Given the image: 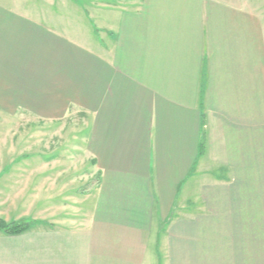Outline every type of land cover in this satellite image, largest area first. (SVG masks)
Wrapping results in <instances>:
<instances>
[{
    "label": "crops",
    "instance_id": "1",
    "mask_svg": "<svg viewBox=\"0 0 264 264\" xmlns=\"http://www.w3.org/2000/svg\"><path fill=\"white\" fill-rule=\"evenodd\" d=\"M259 1L0 0V115L81 123L99 176L79 194L78 156L0 162V219L34 222L0 264H252Z\"/></svg>",
    "mask_w": 264,
    "mask_h": 264
},
{
    "label": "rangeland",
    "instance_id": "2",
    "mask_svg": "<svg viewBox=\"0 0 264 264\" xmlns=\"http://www.w3.org/2000/svg\"><path fill=\"white\" fill-rule=\"evenodd\" d=\"M83 6L85 7V4ZM38 119L35 114L24 111L15 115H0V162L53 161L58 157H62L60 160L69 161L74 159L66 158L67 156H78L76 165L79 182L76 187L77 190L83 187L93 178L86 182L88 175L85 173L84 157H80L83 154L80 153V148L78 149L82 146V138L78 137L81 133V123L70 121L65 127H60L58 123H44ZM256 204L262 216L253 220V226H258V229L253 235L251 263L264 264V199Z\"/></svg>",
    "mask_w": 264,
    "mask_h": 264
},
{
    "label": "trees",
    "instance_id": "3",
    "mask_svg": "<svg viewBox=\"0 0 264 264\" xmlns=\"http://www.w3.org/2000/svg\"><path fill=\"white\" fill-rule=\"evenodd\" d=\"M202 144H200V153ZM99 186V176L96 175L87 184L77 190L79 194H89L92 193ZM34 225L33 221L19 220L12 222H5L0 219V232L8 235H17L26 232L31 226Z\"/></svg>",
    "mask_w": 264,
    "mask_h": 264
}]
</instances>
